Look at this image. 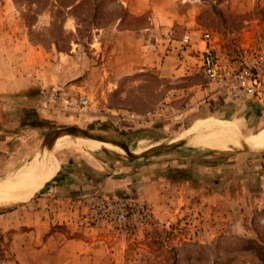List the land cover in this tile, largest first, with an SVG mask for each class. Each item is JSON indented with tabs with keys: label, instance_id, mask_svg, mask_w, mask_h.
<instances>
[{
	"label": "rangeland",
	"instance_id": "obj_1",
	"mask_svg": "<svg viewBox=\"0 0 264 264\" xmlns=\"http://www.w3.org/2000/svg\"><path fill=\"white\" fill-rule=\"evenodd\" d=\"M69 1L42 0L37 6L0 0V183L37 156L42 165L49 163L39 167V178L44 170L51 168L52 175L76 162L134 166L123 173L138 174L125 191L84 198L74 221L60 216L45 234L95 238L88 252L96 257L93 264L168 263V253L158 246L161 239L168 248L181 242L210 245L221 236L252 237L251 220L264 208L248 210L253 195L264 190L257 179L264 171V154L258 153L264 147L247 144L264 141V110L225 101L209 86L198 53L204 33L215 41L219 58L264 50V0H105L96 2L95 13L88 6L77 11L60 6ZM120 7L122 19L108 25ZM185 34L192 50L182 58ZM140 53L147 55V66L134 64ZM81 97L86 105H80ZM201 120H211L209 127L191 130ZM217 123L226 127L225 137L209 150L192 145L210 138L206 135ZM72 128L103 143L66 135ZM196 133L191 143L166 149ZM237 141L240 148L222 146ZM78 167L77 173L93 172ZM57 179L29 198L0 202V214L34 208V201L48 217L69 211L61 190L49 196ZM151 183L166 191L160 205L144 198ZM101 196L143 201L151 221L132 234L115 231L101 223L102 209L92 202ZM231 222L242 223L243 234L232 231ZM10 244V235L0 232V264H21ZM232 264L260 263L241 253Z\"/></svg>",
	"mask_w": 264,
	"mask_h": 264
},
{
	"label": "crops",
	"instance_id": "obj_2",
	"mask_svg": "<svg viewBox=\"0 0 264 264\" xmlns=\"http://www.w3.org/2000/svg\"><path fill=\"white\" fill-rule=\"evenodd\" d=\"M150 30V29H148ZM141 37L145 36L144 34L140 35ZM127 41L130 38L125 39ZM124 41V40H123ZM128 43V42H127ZM129 44V43H128ZM131 46H129L130 49ZM133 49L136 48L132 46ZM137 59L134 64L147 66L149 60L147 55L139 54L137 55ZM131 68V67H130ZM137 70L142 69L138 68ZM254 108L257 110H264V107L253 104ZM211 120H201L195 122L193 127L202 128L209 127V123ZM216 127L214 129H210V133L206 136H210V138H202L195 140L198 144L195 147L200 149L210 148V144L216 143V139L221 138L219 136L224 135L226 127L223 124H215ZM264 129V128H263ZM262 129V130H263ZM261 131V130H260ZM260 131L256 133L249 134V137L255 138ZM230 133V132H228ZM225 137V135L223 136ZM248 137V136H247ZM249 139V138H248ZM256 142V141H251ZM249 143L248 146L252 148H262L264 147L263 142L257 143ZM240 143L237 141L234 144L227 145V143L222 142V146L226 148H236L239 147ZM208 145V147H207ZM240 148V147H239ZM259 154H264V149L258 152ZM47 161V160H46ZM44 162L42 166H49V163ZM76 162V161H75ZM260 168L264 169V161H261ZM30 165V164H29ZM89 166L93 169L92 174L94 175V180L87 181V178L90 176L81 177L82 173L78 175L77 170L78 166ZM40 166V167H42ZM62 166V165H61ZM117 166V165H115ZM76 167V168H75ZM73 168L71 166L61 167V169L52 175V169L44 170L41 178L38 176L39 184L37 187V191L42 189L45 185L52 182L58 176V181L55 182L54 186L49 195L52 198L53 192H57L58 190L62 191V196L60 200L62 203H65V208L70 209L65 210L60 214H57V217H53V215L47 216L43 211L37 210L39 204L35 201L33 202L34 208H31V205H25L22 207H17V209L11 212H1L0 214V232L2 234H9L11 238L10 249L14 253L16 260H18L21 264H93L96 257L90 255L88 252L90 251L91 246L94 244L95 238L90 237L87 239H78V238H65L64 234H59L57 232L49 233L48 236L45 237V234L48 233V229L50 226H53V222L56 218L60 216H65L64 221L67 223L68 219H76L79 215V202L84 198L96 195V194H107V195H117L122 191H125L129 184H133L134 180H137L138 174H133V176H127L123 173L130 174L129 172H133L134 166L126 167V165L108 168L105 163L95 161V164L85 161L84 163H77ZM220 169L224 168V165H219ZM40 170V169H39ZM107 170H110L111 173H108ZM216 171L218 169H215ZM79 171V170H78ZM50 175V176H49ZM260 178V184H264V171H259L257 179ZM4 182V181H3ZM2 182V183H3ZM1 184V183H0ZM156 184V185H155ZM151 183L150 186L144 189V198L155 204L157 202L160 205L161 200L165 198L166 191L162 187H160L159 183ZM263 187V186H262ZM264 189V187H263ZM63 197V198H62ZM254 201H252L253 205L249 207L250 209H258L259 206L264 205V190H259L253 195ZM260 204V205H259ZM27 206V208H26ZM161 211L164 210L163 206H158ZM30 210V211H28ZM206 213V211H205ZM244 213H246L244 211ZM164 217V214H161ZM172 216V215H170ZM245 216H243V219ZM73 219V221H74ZM245 226L247 225L246 221H243ZM232 223V222H231ZM233 226L231 230H236V234H243L244 229L242 223L233 222ZM235 224V225H234ZM72 231L69 232V235H72Z\"/></svg>",
	"mask_w": 264,
	"mask_h": 264
},
{
	"label": "built area",
	"instance_id": "obj_3",
	"mask_svg": "<svg viewBox=\"0 0 264 264\" xmlns=\"http://www.w3.org/2000/svg\"><path fill=\"white\" fill-rule=\"evenodd\" d=\"M191 42L189 35H183L182 58L192 50ZM202 43L203 48L198 53L199 68L209 86L232 106L256 103L264 107V50L255 49L238 58L224 59L217 55L210 34L202 35ZM79 103L86 105L87 101L81 97ZM92 202L102 209L101 223L119 233L132 234L151 221V211L143 201L101 196Z\"/></svg>",
	"mask_w": 264,
	"mask_h": 264
},
{
	"label": "trees",
	"instance_id": "obj_4",
	"mask_svg": "<svg viewBox=\"0 0 264 264\" xmlns=\"http://www.w3.org/2000/svg\"><path fill=\"white\" fill-rule=\"evenodd\" d=\"M13 1L15 3L24 2L28 5L35 4L38 6V3L42 0ZM44 1L47 2L48 0ZM97 1L104 2L105 0H71L66 5L60 4V6L65 9L70 8L71 11H77L83 6H88L95 13L98 10ZM123 13L124 9L120 7L119 13L107 24L109 25L112 22L121 20ZM66 14H69V12ZM27 124L31 123L27 122ZM80 174L81 172H78V175ZM80 176H90V178L86 177L87 181L94 180V176L88 168H85ZM184 180L186 179L184 178ZM251 230L253 233L252 237L221 236L210 245L205 246L197 243L181 242L177 247L169 246L167 248L165 241L162 239L158 241V246L161 249L165 248L164 252L168 253V263L165 261V264H232L236 256L241 253L250 254L260 264H264V208L252 218ZM155 234L157 235V233Z\"/></svg>",
	"mask_w": 264,
	"mask_h": 264
},
{
	"label": "bare ground",
	"instance_id": "obj_5",
	"mask_svg": "<svg viewBox=\"0 0 264 264\" xmlns=\"http://www.w3.org/2000/svg\"><path fill=\"white\" fill-rule=\"evenodd\" d=\"M84 143H88V141H84ZM192 145H196L195 141L192 142ZM41 158L42 156H37L30 165L0 184V202L20 201L35 193L39 184L36 173L40 167Z\"/></svg>",
	"mask_w": 264,
	"mask_h": 264
},
{
	"label": "water",
	"instance_id": "obj_6",
	"mask_svg": "<svg viewBox=\"0 0 264 264\" xmlns=\"http://www.w3.org/2000/svg\"><path fill=\"white\" fill-rule=\"evenodd\" d=\"M66 135H78V136H83V137H85L86 139H88V140H92V141H97V142H102L98 137H97V135H94V134H92L91 132H84V131H82V130H80V129H77V128H72V129H69V130H67L66 132ZM197 133L196 134H193V135H190L189 137H187L186 139H184L182 142H179V143H176V144H174V145H171V146H169V147H167L166 149H173V148H179V147H181V146H183V145H185L186 143H191L194 139H197V138H195V137H197ZM103 143V142H102ZM101 148H103V149H106V150H108L107 148H105V147H102L101 146Z\"/></svg>",
	"mask_w": 264,
	"mask_h": 264
}]
</instances>
